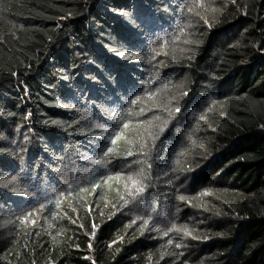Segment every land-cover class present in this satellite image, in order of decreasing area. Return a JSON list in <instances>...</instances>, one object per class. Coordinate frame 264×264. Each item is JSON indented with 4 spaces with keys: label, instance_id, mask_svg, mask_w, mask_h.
Instances as JSON below:
<instances>
[{
    "label": "trees",
    "instance_id": "1",
    "mask_svg": "<svg viewBox=\"0 0 264 264\" xmlns=\"http://www.w3.org/2000/svg\"><path fill=\"white\" fill-rule=\"evenodd\" d=\"M0 264H264V0H0Z\"/></svg>",
    "mask_w": 264,
    "mask_h": 264
},
{
    "label": "rangeland",
    "instance_id": "2",
    "mask_svg": "<svg viewBox=\"0 0 264 264\" xmlns=\"http://www.w3.org/2000/svg\"><path fill=\"white\" fill-rule=\"evenodd\" d=\"M187 131V130H186ZM185 133H183V135H184Z\"/></svg>",
    "mask_w": 264,
    "mask_h": 264
}]
</instances>
